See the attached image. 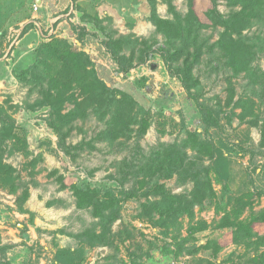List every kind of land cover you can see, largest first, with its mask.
I'll return each mask as SVG.
<instances>
[{
    "label": "rangeland",
    "instance_id": "obj_1",
    "mask_svg": "<svg viewBox=\"0 0 264 264\" xmlns=\"http://www.w3.org/2000/svg\"><path fill=\"white\" fill-rule=\"evenodd\" d=\"M49 1L45 27L34 22L35 0H0V132L13 124L12 136L0 142L2 163L12 167L10 181L0 180V264H264V245L231 243L230 229L215 226L232 208H243L242 219L264 209V86L254 81L264 72V12L253 9L241 31L252 51L253 78L226 65L217 43L223 27L211 23L210 0ZM213 1L223 17L243 7L241 0ZM169 2L188 28L181 36L168 38L173 33L155 22H173ZM109 38H122L127 71H119L107 51ZM53 39L86 54L107 87L130 97L118 138L106 134L113 107L94 110L79 88L64 96L61 115L39 105L44 95L32 67L47 73L56 67L53 60L49 67L37 61ZM175 50L180 56L169 60ZM189 62L190 91L213 110L216 126L202 122L177 76L175 68ZM247 98L240 116L234 102ZM72 111L70 119L62 116ZM192 132L208 143L206 149L199 150ZM163 150L171 161L183 158L169 177L150 174ZM196 179H208L214 192L204 189L192 208L194 220L209 226L185 242L186 217L164 229L143 204L158 197L156 184L189 199ZM74 187L91 196L97 210ZM258 227L253 239L264 241ZM208 239L224 242L216 255L203 249L175 254L180 244L194 249Z\"/></svg>",
    "mask_w": 264,
    "mask_h": 264
},
{
    "label": "trees",
    "instance_id": "obj_2",
    "mask_svg": "<svg viewBox=\"0 0 264 264\" xmlns=\"http://www.w3.org/2000/svg\"><path fill=\"white\" fill-rule=\"evenodd\" d=\"M210 2H212V5L209 9L210 11L208 16L212 25L215 26L216 24H219L223 27L219 33L217 43L222 50L226 65L237 72H249V75L253 78L256 77V72L252 68V51L247 41L241 36V31L245 26H247L250 17L254 16L255 12L252 11L253 9H260L261 12H264V0H241V2H243L242 9L231 12L228 17H223V15L218 13L213 0H210ZM168 4L169 10L174 13L173 22L171 23L161 19H155V22H158L159 28L162 24L166 25L165 27L173 33L171 35L168 34L170 35L168 38L177 35L181 36V34H184L185 31L188 30L185 26L186 23L184 22V19L174 11L170 2ZM189 14L193 15V12L191 11ZM166 23L171 27H169ZM233 34H236V36H233ZM105 45L107 51L110 52L111 56L118 62V70L123 72L127 71L131 66V63L124 54L120 53L121 48L123 47L122 38H109ZM43 52V59L42 57H38L37 61L43 63L46 67H49L50 65L48 66L46 62L48 60H53L56 63V67H50L51 69L49 73L45 70L37 71V67H32V69L37 72L35 75L41 82L39 89L44 95L43 100H41L39 105H49L50 108L59 115V111L64 102V96L71 90V88H79L80 92L85 96L84 101L87 102L88 105H92L94 110L98 111L100 109H104L105 111L113 107L111 130L107 131L106 134L109 135L111 139L118 138L121 135L120 130H122L123 125L125 124L123 108H125L124 103L126 97H128L127 94H124L119 90L115 92L114 89L107 87V85L99 79L93 67L90 66L92 65V62L89 57L81 51H77L75 49L73 50L64 39H53L50 42L45 43ZM179 54L180 51L175 50L172 54L167 55V58L169 60L177 59L180 56ZM190 67V62L183 67H176L175 69L179 72V74L177 73V76L183 83L187 93L193 97L201 115L202 122L206 125L216 126L217 117H213V110H211L207 104L200 102L198 97L190 91V85L187 83V75L188 71H190ZM262 75L263 76L254 79V81L261 88L264 86V72H262ZM44 82L46 83V86H43ZM128 99L130 100V97H128ZM249 100V98L238 99L234 102L235 106L241 107L240 116H243L244 108L247 103L249 105ZM73 114L74 112L72 111L62 116L70 119ZM56 130H58L59 144L63 149L68 151V147L63 144V134L60 132V129ZM12 132L13 124L9 122L0 132L2 135L0 142L4 141L7 136H12ZM191 139L200 147L199 150H204L208 146V143L204 140L197 141L196 134L193 132L191 133ZM81 144L83 143L74 147L78 148ZM167 152L168 150H163L161 158L156 163L153 170L150 171V174L160 172V174L164 177H169L172 175V167H174V165L176 168L182 165L183 158L177 157V160L173 161L172 159L171 161V152L169 151L170 154H166ZM11 173L12 167L2 163L0 155V180L4 181V177H9L8 180L10 181ZM204 189H207L211 196L214 195L208 179L207 181H199L196 179L191 192V198L185 199L182 195H174L163 188L162 185L156 184L152 192L158 197L143 204V207L148 215L154 214L156 217L154 224L164 229H169L171 226L176 225L180 217H186L188 219V224L185 229L186 236L181 237V240L189 242L191 240H195L196 233L206 230L209 226L205 220H194V213L192 209L193 204L201 203L203 200L205 196ZM74 191L77 195H79V197L86 196L87 198H84L86 204L93 205V207L97 210L98 206L95 201L91 199V196H88L87 193L80 191L77 187H74ZM126 194L127 196H130L134 194V192L126 191ZM107 196L112 198L113 194L111 192H107ZM242 209L243 208L235 207L230 211H227L220 217V220L215 226L217 228L230 229L231 243L243 244L245 246L253 244L255 248L263 246L264 241H258L253 238L259 236L257 232L259 229L258 226L261 227L260 229L263 228L264 231V209L247 219L241 218ZM98 214L102 216L101 211ZM260 239L262 238L260 237ZM223 246L224 242L218 239H208L204 244H201L194 249H182L180 244L178 245L175 254L179 255L183 253L184 250L191 254L203 249L210 250L212 255H216Z\"/></svg>",
    "mask_w": 264,
    "mask_h": 264
},
{
    "label": "crops",
    "instance_id": "obj_3",
    "mask_svg": "<svg viewBox=\"0 0 264 264\" xmlns=\"http://www.w3.org/2000/svg\"><path fill=\"white\" fill-rule=\"evenodd\" d=\"M35 4L37 5V9L36 10L33 9V11L39 10L38 11L39 14L37 16H34V17L32 16L34 18V22L36 21V23H38L37 25H42V26L44 24H46L45 27H48L50 24V22H49L50 18H48V17H47V19H44V18L51 13L50 11H52V10L49 11V8L53 7V2H51L49 0H40V2L38 3L35 0ZM55 20H57V19H55ZM60 23H62V22H59L58 25ZM28 34H29V32L26 33L25 36H27ZM24 40L27 41V39H24ZM26 44H27V42H26Z\"/></svg>",
    "mask_w": 264,
    "mask_h": 264
},
{
    "label": "built area",
    "instance_id": "obj_4",
    "mask_svg": "<svg viewBox=\"0 0 264 264\" xmlns=\"http://www.w3.org/2000/svg\"><path fill=\"white\" fill-rule=\"evenodd\" d=\"M33 9H34V10H36V9H37V5H36V4H34V6H33Z\"/></svg>",
    "mask_w": 264,
    "mask_h": 264
},
{
    "label": "water",
    "instance_id": "obj_5",
    "mask_svg": "<svg viewBox=\"0 0 264 264\" xmlns=\"http://www.w3.org/2000/svg\"><path fill=\"white\" fill-rule=\"evenodd\" d=\"M38 3L40 2V0H36Z\"/></svg>",
    "mask_w": 264,
    "mask_h": 264
}]
</instances>
